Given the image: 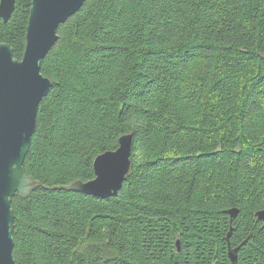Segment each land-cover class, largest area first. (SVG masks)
Here are the masks:
<instances>
[{"label": "trees", "instance_id": "16d2710c", "mask_svg": "<svg viewBox=\"0 0 264 264\" xmlns=\"http://www.w3.org/2000/svg\"><path fill=\"white\" fill-rule=\"evenodd\" d=\"M31 3L0 17L19 59ZM42 73L24 163L38 185L12 201L17 264H234L229 245L264 264V0H86ZM127 133L116 195L68 187Z\"/></svg>", "mask_w": 264, "mask_h": 264}, {"label": "water", "instance_id": "95a60500", "mask_svg": "<svg viewBox=\"0 0 264 264\" xmlns=\"http://www.w3.org/2000/svg\"><path fill=\"white\" fill-rule=\"evenodd\" d=\"M85 1L32 0L23 57L15 56L11 44L0 43V264H17L13 197L17 194L27 197L38 185L26 173L24 163L36 131L39 105L53 84L42 73L43 61L58 40L60 25ZM15 3L16 0H0V17L5 22L10 19ZM132 142L131 133L122 135L116 150L95 158L93 179L76 180L68 187L98 198L116 195L131 170ZM238 212L237 208L228 210L232 217ZM256 215L264 220V209ZM238 249L229 245L234 264L238 261Z\"/></svg>", "mask_w": 264, "mask_h": 264}]
</instances>
